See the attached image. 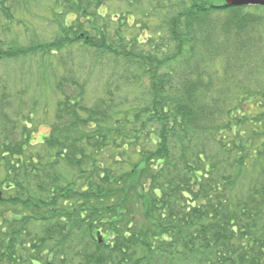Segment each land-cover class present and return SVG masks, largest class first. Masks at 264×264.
<instances>
[{
  "label": "trees",
  "instance_id": "trees-1",
  "mask_svg": "<svg viewBox=\"0 0 264 264\" xmlns=\"http://www.w3.org/2000/svg\"><path fill=\"white\" fill-rule=\"evenodd\" d=\"M0 191V264H264V6L0 0Z\"/></svg>",
  "mask_w": 264,
  "mask_h": 264
},
{
  "label": "water",
  "instance_id": "water-1",
  "mask_svg": "<svg viewBox=\"0 0 264 264\" xmlns=\"http://www.w3.org/2000/svg\"><path fill=\"white\" fill-rule=\"evenodd\" d=\"M225 1L227 6H248V5L264 6V0H225Z\"/></svg>",
  "mask_w": 264,
  "mask_h": 264
},
{
  "label": "rangeland",
  "instance_id": "rangeland-1",
  "mask_svg": "<svg viewBox=\"0 0 264 264\" xmlns=\"http://www.w3.org/2000/svg\"><path fill=\"white\" fill-rule=\"evenodd\" d=\"M49 125L46 124L44 121L40 122V126L34 134V141H40L44 136L48 134Z\"/></svg>",
  "mask_w": 264,
  "mask_h": 264
}]
</instances>
